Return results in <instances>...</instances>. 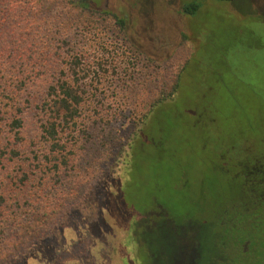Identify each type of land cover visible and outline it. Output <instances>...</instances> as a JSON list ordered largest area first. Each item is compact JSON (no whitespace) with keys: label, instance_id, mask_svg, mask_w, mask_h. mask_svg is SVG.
Returning <instances> with one entry per match:
<instances>
[{"label":"rangeland","instance_id":"obj_1","mask_svg":"<svg viewBox=\"0 0 264 264\" xmlns=\"http://www.w3.org/2000/svg\"><path fill=\"white\" fill-rule=\"evenodd\" d=\"M192 1L101 0L128 28L91 35L98 111L117 125L172 90L181 73L179 90L148 118L134 152L110 140L82 150L61 195L53 180L51 217L37 220L4 264H136L126 248L134 229L138 264H151L150 252L155 264L190 260L193 248V260L212 254L214 222L239 191L223 173L236 172L246 147L264 150V0H197L189 15ZM36 116L30 111L29 131Z\"/></svg>","mask_w":264,"mask_h":264},{"label":"trees","instance_id":"obj_2","mask_svg":"<svg viewBox=\"0 0 264 264\" xmlns=\"http://www.w3.org/2000/svg\"><path fill=\"white\" fill-rule=\"evenodd\" d=\"M200 5L187 3L184 12L193 15ZM127 28V18L101 0H0V264L28 243L38 231L37 220L51 217L53 180L61 195L82 150L110 140L121 153L127 145L134 152L148 118L179 90L181 73L172 90L149 98L139 116L127 118L122 110L117 125L98 111L101 84L93 76L98 64L91 56V35L122 34ZM34 110L38 116L29 131L28 115ZM244 153L236 172L222 170L231 181L237 179L239 191L214 222L212 254L193 260L195 249L185 250L190 260L183 257L176 264H264V150L246 147ZM134 232V247L126 248L138 264ZM182 233L196 234L188 226ZM148 257L155 264L152 252Z\"/></svg>","mask_w":264,"mask_h":264},{"label":"flooded vegetation","instance_id":"obj_3","mask_svg":"<svg viewBox=\"0 0 264 264\" xmlns=\"http://www.w3.org/2000/svg\"><path fill=\"white\" fill-rule=\"evenodd\" d=\"M159 207L164 208V206H159Z\"/></svg>","mask_w":264,"mask_h":264}]
</instances>
